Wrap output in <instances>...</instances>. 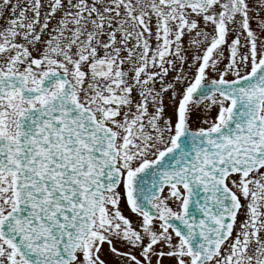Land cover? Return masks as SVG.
Masks as SVG:
<instances>
[{
	"label": "flooded vegetation",
	"instance_id": "af4514ba",
	"mask_svg": "<svg viewBox=\"0 0 264 264\" xmlns=\"http://www.w3.org/2000/svg\"><path fill=\"white\" fill-rule=\"evenodd\" d=\"M60 12L72 29L76 17L90 18L84 54L72 52L66 60L31 55L28 35L47 29ZM262 64L264 0H0V79L22 84L0 95V136L14 140L19 116L63 93L68 81L70 99L116 134L121 182L106 193L71 264H264V166L227 177L239 208L229 237L202 263L169 225L183 215V185H164L149 216L132 206L122 167L174 149L182 130L220 127L230 101L203 89ZM52 71L65 79L30 98L28 89H40ZM78 80L86 81L83 87ZM12 179L0 171V219L14 206ZM0 264L27 263L0 238Z\"/></svg>",
	"mask_w": 264,
	"mask_h": 264
},
{
	"label": "water",
	"instance_id": "95a60500",
	"mask_svg": "<svg viewBox=\"0 0 264 264\" xmlns=\"http://www.w3.org/2000/svg\"><path fill=\"white\" fill-rule=\"evenodd\" d=\"M56 78L65 79L51 72L40 89H28L29 97L46 92ZM17 81L0 79V95L22 85ZM203 90L230 100L222 125L203 133L182 130L174 149L130 175L129 192L132 205L151 216L160 189L182 184L183 215L169 225L200 263L210 260L229 237L239 208L227 177L264 166V65ZM71 91L68 81L63 93L25 110L15 140L0 137V171L13 173L15 201L0 220V238L28 264L75 261L105 192L122 178L115 133L71 101Z\"/></svg>",
	"mask_w": 264,
	"mask_h": 264
},
{
	"label": "rangeland",
	"instance_id": "374dc122",
	"mask_svg": "<svg viewBox=\"0 0 264 264\" xmlns=\"http://www.w3.org/2000/svg\"><path fill=\"white\" fill-rule=\"evenodd\" d=\"M60 15L61 12L50 18V26H48L47 29H44L43 31L35 29L34 32L28 35L26 40L31 55L37 58L57 57L60 58V60H66V58L63 57L71 55L70 53L72 52L76 53L77 58H80L84 54L87 47V35L89 33V29L85 26L90 22V18L85 19L76 17L78 25L72 29L71 21L68 24L69 17H62ZM81 21L85 23L81 25ZM38 34H41L39 38ZM45 60L51 66L54 65L52 64L53 60H51L52 62H49V59ZM78 66L80 70L84 69L82 68L83 65L78 64ZM85 82L86 81L78 80L79 87H83ZM84 95L85 94L83 93L82 96ZM224 105H226L225 101ZM143 163L144 159L140 156L133 160L125 161V164L122 166L124 167L125 178H127L131 170L137 169Z\"/></svg>",
	"mask_w": 264,
	"mask_h": 264
}]
</instances>
